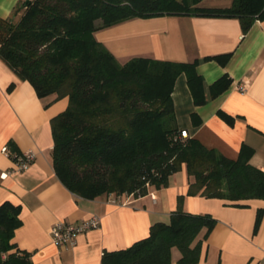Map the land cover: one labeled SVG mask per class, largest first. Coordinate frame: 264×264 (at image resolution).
<instances>
[{"label":"trees","instance_id":"1","mask_svg":"<svg viewBox=\"0 0 264 264\" xmlns=\"http://www.w3.org/2000/svg\"><path fill=\"white\" fill-rule=\"evenodd\" d=\"M202 0H20L11 15L0 18V59L38 98H68L66 109L51 120L52 164L57 178L77 196H140L150 187L168 185L185 166L187 194L236 204L264 200V171L250 159L254 150L240 147L228 158L197 138L180 137L172 92L184 74L196 106L225 92L232 83L223 75L208 87L197 61L180 63L134 57L120 63L95 38L99 30L128 20L167 15L238 19L245 34L264 21V0H232L228 7H202ZM230 54L208 57L225 65ZM13 84L9 89H12ZM232 125L234 118L218 111ZM193 124L200 119L191 115ZM20 206L0 205V264H32L31 254L13 242L21 226ZM264 208L256 211L257 231ZM216 220L190 214L182 200L168 222L151 225L148 237L118 251L105 252L102 264H197L202 239Z\"/></svg>","mask_w":264,"mask_h":264},{"label":"crops","instance_id":"2","mask_svg":"<svg viewBox=\"0 0 264 264\" xmlns=\"http://www.w3.org/2000/svg\"><path fill=\"white\" fill-rule=\"evenodd\" d=\"M20 0H0V18H8ZM232 0H202V7H228ZM117 59L134 57L191 63L208 87L223 75L231 78L229 88L206 104L196 106L184 74L172 92L176 124L189 137L236 158L245 144L254 150L250 163L264 171V21H255L244 34L238 19L167 15L136 18L95 33ZM230 54L225 65L206 59ZM246 82L241 93L237 84ZM13 84L12 89H9ZM68 98L37 97L28 81L20 80L0 59V205L8 201L20 206L21 226L13 242L31 254L32 264H102L105 252L126 249L149 235L152 224L168 222L182 208L190 214L210 215L216 223L202 239L197 264H264V219L254 231L256 211L264 200L236 204L218 198L188 195L185 166L171 175L168 185L150 187L146 194L117 200L112 195L86 199L69 191L57 178L52 164L54 146L51 120L63 112ZM218 111L234 118L232 125ZM200 123L195 125L191 115ZM31 151L35 158L25 171L10 172L13 160L2 152ZM97 216L99 227L81 233L73 248L60 249L50 237L57 222L79 223ZM171 251V264L180 255Z\"/></svg>","mask_w":264,"mask_h":264},{"label":"built area","instance_id":"3","mask_svg":"<svg viewBox=\"0 0 264 264\" xmlns=\"http://www.w3.org/2000/svg\"><path fill=\"white\" fill-rule=\"evenodd\" d=\"M246 82H241L237 84V89L239 92L243 93L246 90ZM181 138L188 137L187 131L180 132ZM2 152L9 155L12 160V166L10 171L3 173L1 177L6 178L10 172L13 171H25L28 169L30 164L35 158V154L31 151L23 153H14L8 147H4ZM100 225V218L97 216H92L89 219L82 220L79 223L72 222H57L50 229V237L52 243L60 249L73 248L76 245L77 237L84 232L95 229Z\"/></svg>","mask_w":264,"mask_h":264},{"label":"rangeland","instance_id":"4","mask_svg":"<svg viewBox=\"0 0 264 264\" xmlns=\"http://www.w3.org/2000/svg\"><path fill=\"white\" fill-rule=\"evenodd\" d=\"M202 5V4H201ZM115 199H117V200H121V201H123V200H129V198L130 197H132V196H125V195H116V194H111ZM176 252V255H180V252L175 248L174 249Z\"/></svg>","mask_w":264,"mask_h":264}]
</instances>
